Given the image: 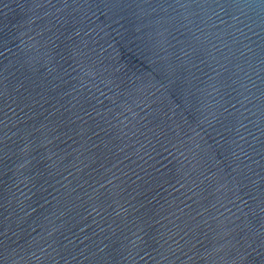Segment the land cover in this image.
Wrapping results in <instances>:
<instances>
[{
	"label": "water",
	"instance_id": "95a60500",
	"mask_svg": "<svg viewBox=\"0 0 264 264\" xmlns=\"http://www.w3.org/2000/svg\"><path fill=\"white\" fill-rule=\"evenodd\" d=\"M0 264H264V0H0Z\"/></svg>",
	"mask_w": 264,
	"mask_h": 264
}]
</instances>
